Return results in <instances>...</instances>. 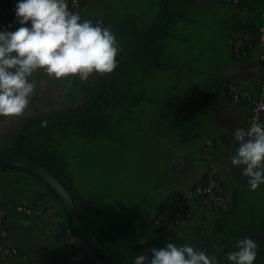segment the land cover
<instances>
[{
	"label": "trees",
	"instance_id": "16d2710c",
	"mask_svg": "<svg viewBox=\"0 0 264 264\" xmlns=\"http://www.w3.org/2000/svg\"><path fill=\"white\" fill-rule=\"evenodd\" d=\"M101 1L110 4V7L101 9L91 0H81L75 12L80 14L82 20H91L95 23L100 19L102 26L110 27L116 35L120 49L139 39L125 48L117 58V67L112 73H108L103 92L91 108L78 116L43 118L29 123L21 133L16 153L45 167L63 185L78 212L84 238L99 259L106 264H133V258L138 254H145L150 258L152 248H162L169 242L177 245L185 243L184 237L179 233L176 238L170 236L175 229L179 231L178 224L171 218L168 220L160 218L163 210H167L168 198L176 193L168 195L160 203H154L149 196L151 190L149 188L139 194L135 201L117 199L116 208L107 206L109 194L99 192L95 188L83 190L77 184L69 170L65 144L93 142L103 137L111 140L112 134L130 121L136 108H138L136 111H140V107L156 99L155 93L150 92L149 84L157 74L187 73L190 64H183L182 58L171 53L170 48L173 42L185 43L186 39L182 33L186 27L194 23L191 9L198 0H167L164 17L151 35L147 34L158 22L164 0ZM211 1L229 7L231 17L234 19L229 42L231 54L237 61L247 60L250 56L239 59L234 55L232 41L237 32L246 27L254 32V46L255 50L258 49L255 39L257 40L261 25L260 13L264 11V0H237L236 3ZM16 2L17 0L2 1L0 10L8 9ZM2 21L11 22L14 29L19 26L14 20V13H8L0 22ZM104 75L93 73L87 81H81L75 76L64 78L67 89L73 96L80 93L83 99L62 110L51 112L35 110L34 114L69 113L86 107L94 98ZM213 82H217L225 95L232 98L224 83L234 81L217 77ZM234 83L237 85V82ZM256 89L258 91V87ZM29 106L34 107V103ZM29 117L31 115L18 121L7 143L0 137V154H6L12 149L18 128ZM42 122H46V126H42ZM6 173L9 175L3 179L8 187L5 197L0 195V203L8 200L14 204L27 206L39 204L43 214L34 216L33 219H51L53 238L63 253L62 264H93L82 254L75 239L71 219L55 190L38 175L20 166L7 165L0 169V174ZM193 204L200 203L196 201L188 203L179 217H191L192 214L188 215L186 211L190 212ZM243 207L240 199H230L227 211L217 209L219 216L213 227L202 232V229L198 228L193 232L192 239L186 243L191 246L193 244L196 250L212 255L215 247L226 240L244 233L264 231V216L258 220L257 216L254 220L246 222L245 218L249 217H244L246 213L243 214L245 211L242 210ZM13 214L9 213L8 216ZM44 215L46 217L43 218ZM66 230L71 232L70 243L67 242ZM7 238L3 240L4 244ZM255 240L263 241L264 237ZM235 244L226 247L219 258L233 251ZM15 248L18 253L17 247ZM254 264H264V249L257 250Z\"/></svg>",
	"mask_w": 264,
	"mask_h": 264
},
{
	"label": "crops",
	"instance_id": "0c3cea01",
	"mask_svg": "<svg viewBox=\"0 0 264 264\" xmlns=\"http://www.w3.org/2000/svg\"><path fill=\"white\" fill-rule=\"evenodd\" d=\"M2 1L5 0H0V3ZM212 4L211 0H198L191 10L193 12L195 7ZM9 25H11L10 28H8ZM0 28L15 30L14 25L9 21L0 22ZM231 34L227 44L228 53L217 62H211L209 65L211 68L206 69L192 63L188 66L187 73L167 74L171 76L168 86L193 88L192 90L179 91L169 95L168 98L164 93L160 95L155 92L156 99L140 107L138 116L145 123L142 129H146L151 138L146 148L155 156L148 165L150 170L143 173L144 187L146 190L151 189L149 196L154 203H160L168 195L176 193L169 196L166 207L168 208L177 196L186 195L194 186L206 181L207 161L199 157L196 159L195 156L203 153L207 148L210 149V159L217 168L216 178L221 184L223 182L222 187L224 186L223 190L228 203L232 198L240 199L244 206L242 210L247 211H244L243 214L246 213L244 217H249L245 218L246 222H249L257 216H259L257 220L264 216V184L257 188H262L261 191H250L246 178L238 167L231 165L229 158L237 149L235 130L246 129L248 126L250 104L237 102L227 97L224 90L217 82H213V79L217 77L230 79L237 82L238 86L250 89L252 96L256 97V88L264 73V64L258 58V51L247 60L237 61L231 54L229 43ZM32 78L37 81L30 101V104L34 103V107L28 106L24 113L17 117H0V131L1 129L3 131L0 137L6 143L10 140L18 121L32 116L35 110L45 112L62 110L83 99L80 93L74 97L67 89L65 81L64 84L51 83L42 70H37ZM202 78L205 84L200 83ZM196 83L198 85L195 86ZM58 88L60 89L59 97L56 94ZM62 95L64 97L61 99ZM6 120L12 123L6 126L8 124ZM130 120L136 122L137 117L133 115ZM261 122H264V111L261 113ZM8 175L0 174L1 197L6 195L8 184L3 178ZM137 196L138 194L136 198ZM192 201L195 200L190 199L188 203ZM7 202L12 203L5 201ZM190 214L192 215L189 218L176 219L175 223L178 224L179 231L175 229L170 235L176 238L179 233L185 237L187 241L181 244H188L186 242L192 239L193 232L198 228L202 229L201 232L210 230L219 216L217 209L205 204H193L190 207ZM19 215H7L8 217L5 218L8 227V238L5 243L17 247L18 253L6 256L0 260V264H62L63 253L53 238L51 219L37 220L33 219L34 217L24 219ZM32 227L42 231L46 238L45 243H29L32 239L29 234ZM256 242L257 250L264 249V240Z\"/></svg>",
	"mask_w": 264,
	"mask_h": 264
},
{
	"label": "clouds",
	"instance_id": "9594fccd",
	"mask_svg": "<svg viewBox=\"0 0 264 264\" xmlns=\"http://www.w3.org/2000/svg\"><path fill=\"white\" fill-rule=\"evenodd\" d=\"M15 30L0 28V117H17L28 108L42 70L50 79L77 77L87 81L95 74L117 67L120 44L108 26L82 20L67 0H17ZM46 126V122H42ZM239 141L229 158L246 178L250 191L264 184V122L246 130L237 128ZM235 250L223 258L196 250L188 244L169 242L152 248L150 258L138 254L133 264H254L258 244L251 236L237 240Z\"/></svg>",
	"mask_w": 264,
	"mask_h": 264
},
{
	"label": "rangeland",
	"instance_id": "374dc122",
	"mask_svg": "<svg viewBox=\"0 0 264 264\" xmlns=\"http://www.w3.org/2000/svg\"><path fill=\"white\" fill-rule=\"evenodd\" d=\"M91 1L101 9L110 7V4H105L101 0ZM212 3V5L195 7L191 14L194 23L186 27L182 33L186 39L185 43L173 42L171 45V51L180 56L185 65L193 63L208 69L211 68L209 66L211 62H217L228 53L227 44L233 27V18L228 6L217 2ZM44 75L51 83L62 82L64 84L63 79H50L45 73ZM169 81H171V76L167 73L157 74L150 81V92L160 95L164 93L168 98L169 95L179 91L193 89L180 86L174 88L168 86ZM200 83L205 84L203 78ZM56 94L59 97V88ZM63 97L64 95L61 99ZM136 110L133 114L137 117V121L126 122L112 134L111 140L103 137L93 142L80 141L75 144L72 142L65 144V153L69 158V170L74 175L77 184L83 190L95 188L99 192L109 194L110 198L106 201V205L114 208L117 206V199L131 202L136 199L137 194L141 195L146 191L143 173L150 170L148 165L155 157L146 148L151 138L146 129H142L145 123L138 116L139 110ZM7 122L6 126L12 123L9 120ZM2 132L1 129L0 135ZM256 190L261 191L262 188ZM31 230L29 234L32 239L29 243L46 242L42 231H39L37 227H32ZM184 241H187L185 237Z\"/></svg>",
	"mask_w": 264,
	"mask_h": 264
},
{
	"label": "built area",
	"instance_id": "2783aa9c",
	"mask_svg": "<svg viewBox=\"0 0 264 264\" xmlns=\"http://www.w3.org/2000/svg\"><path fill=\"white\" fill-rule=\"evenodd\" d=\"M81 0H67L68 7L71 11H76L79 7ZM218 2L225 3H236L237 0H216ZM15 4L10 6L8 9L0 10V21L2 18L6 17L8 13H14ZM261 25L258 29L257 45L258 49L255 50L254 46V32L246 27L241 28L235 35L232 41V50L234 55L243 59L251 56L253 53L258 51V58L260 61L264 62V11L260 13ZM95 23L102 25V21L98 19ZM228 88L229 94L237 102H247L250 104V114L248 119L247 128L254 122H261V113L264 111V73L258 83L257 96L253 97L250 89L244 86H238L234 83H224ZM246 128V129H247ZM245 129V130H246ZM236 138V136H235ZM239 141L236 139V147H238ZM202 158L207 161L208 169L206 171V181L204 183L197 184L192 189L188 191L186 195L177 196L174 201H172L167 210L160 214V218L163 220L172 219L174 222L179 217L190 199H194L200 204L209 205L215 209L221 211H227L229 208V203L225 197L222 184L218 178H216L217 168L213 160L210 159V149H205V151L195 158ZM42 207L39 204L34 206H27L24 204H14V203H0V260H3L6 256L16 253V248L13 245H6L3 240L8 236V227L6 222V216L9 213L21 214L24 219H28L34 216H40L43 213ZM189 215L190 212L186 211ZM67 242L70 243L72 240L71 232L66 230Z\"/></svg>",
	"mask_w": 264,
	"mask_h": 264
},
{
	"label": "water",
	"instance_id": "95a60500",
	"mask_svg": "<svg viewBox=\"0 0 264 264\" xmlns=\"http://www.w3.org/2000/svg\"><path fill=\"white\" fill-rule=\"evenodd\" d=\"M166 1L167 0H164V2L162 4V11H161V15L159 17L158 22L156 23L154 28L147 35H151L155 31V29L158 27V25L161 23V21L164 17V14H165ZM140 38H142V37H140ZM138 39H135L133 42L122 47L120 49V52H119L117 58L121 55V53L125 50V48H127L129 45L136 42ZM107 75H108V73L104 75L100 86L97 88V91L95 93L94 98L86 107H84L80 110H77V111L69 112V113H61V114L36 113V114L32 115L26 121H24L20 125V127L18 128V130L15 134V139H14L12 149L6 154H0V169L4 168L7 165L20 166V167H22L26 170H29V171L33 172L34 174L38 175L40 178H42L46 183H48L55 190V192L59 196L66 212L68 213V215L71 219L75 239L77 241L78 246L81 249L82 254L87 259H89L93 264H106V263L103 262L101 259H99L96 256V254L91 250L88 243L86 242V240L84 238V234H83L82 225H81L80 220H79L78 212L75 208V205H74L70 195L66 191V189L59 182V180L50 171H48L45 167L41 166L40 164L36 163L35 161H33L29 158L18 155L16 153V151L18 149L21 133H22L23 129L29 123H31L35 120H38V119H43V118H66V117L78 116V115H81L82 113H84L85 111H87L89 108H91L96 103V101L99 99V97L101 96V94L103 92V88H104L105 81L107 79ZM246 236H251L254 239L262 238V237H264V231L244 233V234L238 235L234 238H231L229 240H226V241L222 242L221 244H219L218 246L215 247L212 255H215L217 258H219L221 252L226 247L236 243L237 240L243 239Z\"/></svg>",
	"mask_w": 264,
	"mask_h": 264
}]
</instances>
